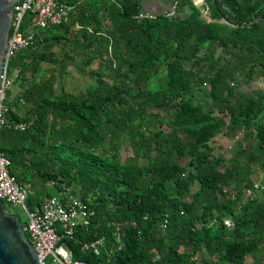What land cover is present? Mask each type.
I'll return each instance as SVG.
<instances>
[{
    "label": "trees",
    "instance_id": "obj_1",
    "mask_svg": "<svg viewBox=\"0 0 264 264\" xmlns=\"http://www.w3.org/2000/svg\"><path fill=\"white\" fill-rule=\"evenodd\" d=\"M58 2L62 22L6 67L0 155L27 209L81 200L89 226L57 243L72 261L264 264V92L247 91L264 80V0H177L152 18L141 0ZM96 239L99 255L81 250Z\"/></svg>",
    "mask_w": 264,
    "mask_h": 264
},
{
    "label": "built area",
    "instance_id": "obj_2",
    "mask_svg": "<svg viewBox=\"0 0 264 264\" xmlns=\"http://www.w3.org/2000/svg\"><path fill=\"white\" fill-rule=\"evenodd\" d=\"M69 8L60 4L58 0H20L11 12L10 31L3 56L1 67L0 89V124L3 123L1 101L3 91L7 87L6 67L8 60L19 50H26L33 44L34 28L47 29L58 25L65 18ZM30 15V23L22 27L24 15ZM139 18H152L149 14H140ZM24 123L16 124L15 129L23 130ZM8 160L0 155V200L4 203L19 208L24 214L23 230L35 250L40 264H85L81 261H72L70 252L64 247H57L60 233L65 236L72 235L77 226L87 227L90 224L92 213L83 205L80 199L68 197L65 200L57 198L47 199L41 209L30 212L25 205V194L19 188L14 177L9 173ZM260 183H255L252 188H245V198H252L255 191L262 190ZM224 225L229 228L233 223L225 220ZM103 246L102 239L83 243L81 250L97 256Z\"/></svg>",
    "mask_w": 264,
    "mask_h": 264
},
{
    "label": "water",
    "instance_id": "obj_3",
    "mask_svg": "<svg viewBox=\"0 0 264 264\" xmlns=\"http://www.w3.org/2000/svg\"><path fill=\"white\" fill-rule=\"evenodd\" d=\"M20 0H0V89L1 67L10 31L12 8ZM0 264H40L23 230L20 218L8 212L0 200Z\"/></svg>",
    "mask_w": 264,
    "mask_h": 264
},
{
    "label": "rangeland",
    "instance_id": "obj_4",
    "mask_svg": "<svg viewBox=\"0 0 264 264\" xmlns=\"http://www.w3.org/2000/svg\"><path fill=\"white\" fill-rule=\"evenodd\" d=\"M152 81L150 84L151 88H153V82ZM159 84H161V81L159 82V80H158V83L156 85H159ZM67 87L69 90H73V91L77 90L78 88H82L83 87V78L81 77V75L77 72L76 73L74 72L73 78L69 79L67 81ZM247 91L252 95H258L260 93H263L264 92V80L256 82V83L248 86ZM213 145L222 146L223 150H227L230 147L231 142L229 140L225 139L222 135H218L215 137ZM124 153L125 152H122L123 155H124ZM257 178H255L256 183L258 182ZM5 207L9 212L16 214L20 218L21 223L24 224L25 217L19 208L12 207L8 204H5Z\"/></svg>",
    "mask_w": 264,
    "mask_h": 264
},
{
    "label": "crops",
    "instance_id": "obj_5",
    "mask_svg": "<svg viewBox=\"0 0 264 264\" xmlns=\"http://www.w3.org/2000/svg\"><path fill=\"white\" fill-rule=\"evenodd\" d=\"M177 0H141L143 13L150 15L169 13ZM203 0H193L196 6L201 5Z\"/></svg>",
    "mask_w": 264,
    "mask_h": 264
},
{
    "label": "flooded vegetation",
    "instance_id": "obj_6",
    "mask_svg": "<svg viewBox=\"0 0 264 264\" xmlns=\"http://www.w3.org/2000/svg\"><path fill=\"white\" fill-rule=\"evenodd\" d=\"M13 214V213H12ZM22 227H23V225H22Z\"/></svg>",
    "mask_w": 264,
    "mask_h": 264
}]
</instances>
